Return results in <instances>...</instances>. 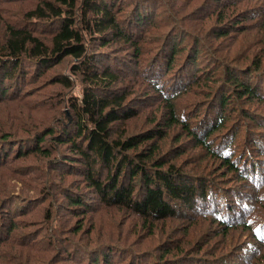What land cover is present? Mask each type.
<instances>
[{
    "label": "trees",
    "instance_id": "16d2710c",
    "mask_svg": "<svg viewBox=\"0 0 264 264\" xmlns=\"http://www.w3.org/2000/svg\"><path fill=\"white\" fill-rule=\"evenodd\" d=\"M0 264H264V0H0Z\"/></svg>",
    "mask_w": 264,
    "mask_h": 264
},
{
    "label": "rangeland",
    "instance_id": "374dc122",
    "mask_svg": "<svg viewBox=\"0 0 264 264\" xmlns=\"http://www.w3.org/2000/svg\"><path fill=\"white\" fill-rule=\"evenodd\" d=\"M195 211V210H194ZM194 211H192L191 213H194ZM196 212V211H195ZM107 228H109V230H110V226H107ZM117 238V237H116ZM135 239V235H131V241L130 242H133V240ZM202 244V243H201ZM137 249L139 248V247H136ZM211 248V247H210Z\"/></svg>",
    "mask_w": 264,
    "mask_h": 264
}]
</instances>
